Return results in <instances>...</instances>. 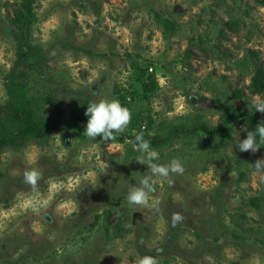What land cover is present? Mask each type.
<instances>
[{"label":"rangeland","instance_id":"obj_1","mask_svg":"<svg viewBox=\"0 0 264 264\" xmlns=\"http://www.w3.org/2000/svg\"><path fill=\"white\" fill-rule=\"evenodd\" d=\"M18 3L0 0V104L15 58L9 20ZM32 6L31 40L47 68L27 70L31 95L64 86L119 100L118 90L132 113L128 134L146 127L154 135L160 123L201 113L211 127L228 122L231 137L199 132L155 149V163L177 159L184 167L168 178L152 176L155 208L127 200L129 189L151 175L147 163L127 157L123 144L87 136L83 127L54 132L42 148L6 151L0 264H139L144 255L156 264H264V202L250 205L264 196V168L255 166L264 147L239 151L246 136L233 125V109L244 99L264 100L248 91L255 73L264 74V0H37ZM163 20H175L180 31L168 39ZM199 40L202 46L193 45ZM140 67L147 72L139 75ZM151 73L155 83L144 91ZM32 170L40 174L35 186L25 182ZM108 209L107 219L98 218ZM177 213L181 219L173 222Z\"/></svg>","mask_w":264,"mask_h":264},{"label":"trees","instance_id":"obj_2","mask_svg":"<svg viewBox=\"0 0 264 264\" xmlns=\"http://www.w3.org/2000/svg\"><path fill=\"white\" fill-rule=\"evenodd\" d=\"M37 0H20L18 7L14 11V18L10 19V34L13 38L14 62L12 68L4 75V87L6 100L0 104V156L6 151H21L29 145L44 147L52 139L54 132H61L68 129L83 127L85 130L88 116L85 115L87 106L92 102H98L95 95L89 91L77 92L64 86H54L46 89L45 92L38 95L30 94L28 85L29 75L27 70H38L44 73L47 65L43 62V51L31 40L30 29L36 20L33 12V4ZM260 2V0H256ZM236 24V22L234 23ZM165 27L164 32L170 39L175 36L180 29L175 32L179 26L175 20L162 21ZM223 38L222 31L219 34ZM203 41L194 43L198 47L202 46ZM252 53H249L246 57ZM189 56L185 52L181 62ZM139 75L147 72L146 67L139 68ZM146 74L142 89L148 91L155 82L154 75ZM149 80V81H148ZM142 81V79H140ZM249 94L252 96L264 94V74L258 70L252 77L248 86ZM118 99L125 102V97L115 90ZM235 100L242 101V94L238 90L232 92ZM264 101V100H263ZM229 105V101H226ZM236 117L233 125H239L242 134L247 137V133L255 131L256 126L264 123V112L256 111L253 103L244 99L242 103L236 106ZM232 125V126H233ZM144 133V138L150 141V146L157 149L179 140L187 138L199 132L209 136H218L219 138L229 139L231 137V127L228 122L223 126L211 127L201 113L194 114L190 119H185L180 123H160L154 131V135L149 133L148 128L138 130L133 134H128L126 129L114 136L113 139L104 140L101 136L96 137L100 142H110L123 144L126 146L127 157H140V152L134 144L135 136ZM257 142L263 150L264 140L257 136ZM134 147L136 149H134ZM264 202V196L254 197L250 200V205L259 209ZM113 213V209H108L103 215L105 219Z\"/></svg>","mask_w":264,"mask_h":264},{"label":"clouds","instance_id":"obj_3","mask_svg":"<svg viewBox=\"0 0 264 264\" xmlns=\"http://www.w3.org/2000/svg\"><path fill=\"white\" fill-rule=\"evenodd\" d=\"M256 111L264 112V101L257 102ZM85 115L88 116L85 132L87 136L96 138L101 136L104 140L113 139L114 136L123 132L131 122L132 113L128 107L123 106L116 99H102L98 102H92L87 106ZM257 136L264 140V123L256 126L255 131L247 133V137L239 142L238 149L241 152L251 150L257 151L260 146L257 142ZM134 144L140 152L138 161L142 164L147 163L150 168L151 175H146L140 181L139 186H133L127 193V200L131 205H139L145 207H158L159 201L150 203V194L154 193L152 176H160L168 178L172 173H183L184 167L182 163L173 159L168 164H158L155 161L159 158V153L151 148L150 141L144 138V133L140 132L135 136ZM258 168H264V160L259 161L255 165ZM40 179V174L35 171L25 172V182L35 186ZM173 222L181 219L180 214H174L170 217ZM139 264H156L152 255L141 256Z\"/></svg>","mask_w":264,"mask_h":264}]
</instances>
